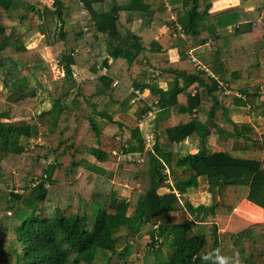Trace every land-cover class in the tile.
Segmentation results:
<instances>
[{
	"label": "trees",
	"instance_id": "obj_1",
	"mask_svg": "<svg viewBox=\"0 0 264 264\" xmlns=\"http://www.w3.org/2000/svg\"><path fill=\"white\" fill-rule=\"evenodd\" d=\"M51 1L0 0V264H131L141 253L145 264H264V222L236 233L216 222L244 200L264 209V134L230 116L243 108L264 118L261 10L212 14L220 0ZM47 48L64 75L51 109L35 113L29 78ZM74 68L96 77L79 82ZM131 87L148 91L138 116L157 113L151 150L139 127L127 146L130 127L109 112L129 107ZM186 141L197 152L180 155ZM136 155L144 160L119 166L135 173L121 179L133 188L126 199L104 166ZM8 175L14 182L2 188ZM202 183L211 203L195 205L189 194Z\"/></svg>",
	"mask_w": 264,
	"mask_h": 264
},
{
	"label": "rangeland",
	"instance_id": "obj_2",
	"mask_svg": "<svg viewBox=\"0 0 264 264\" xmlns=\"http://www.w3.org/2000/svg\"><path fill=\"white\" fill-rule=\"evenodd\" d=\"M45 5L52 7V1L51 0H41ZM261 1V2H260ZM234 3V2H233ZM241 7L245 8H253L254 9H260L261 15L264 17V0H240ZM169 8H172L173 5L168 2ZM172 6V7H171ZM80 23L83 25H86L88 20H90V17L88 15H82L79 16ZM79 25L76 23H73V25H70V28L77 27ZM140 23L139 21L135 22V28H139ZM164 39L166 36V31L163 32ZM67 41L70 45H73V36L72 33H69L67 36ZM37 45V41L32 43L29 48H33ZM42 58L44 59L43 68L41 71L37 72L35 77L29 78L30 86L31 87H37L38 88V94H39V102L38 104L33 108V112L39 113L44 110H49L52 107L51 99L49 93L55 90L57 86V81L64 75V71L62 68L58 65V62L56 60V54L53 50V48H47L43 51H41ZM170 60L175 62L179 59V55L177 50L170 51ZM12 67V76H19L20 71L13 69L14 67L10 64H8V68ZM75 71V77L79 82H82L85 79H94L96 76L92 75L88 71H80L77 68H74ZM108 73V72H107ZM100 74H105V69H102L100 71ZM160 85L162 87H167V80L165 79H159L158 80ZM125 82H129L128 79L125 80ZM149 81H147L148 83ZM131 91L135 92L138 91L137 89L130 88ZM148 94V91L145 93H142L143 97H135V99L130 103L129 107L125 110H122L119 105H113L109 107V112L113 116L114 120L117 122H120L124 124L127 128L124 132V142L127 146H129L131 143H135L133 139L131 138V130L135 129L136 127H139L141 130V134L144 138H146V150L153 148V143L156 138V133L158 131L157 127V113L151 112L148 114V116H145L143 118H140L138 116V112L142 110L144 107V104L141 102L145 98V96ZM264 99V97H263ZM230 116L232 119H234L236 122H246V123H252L256 126L258 132L260 135L264 134V118H259L255 113H251L248 111V109L243 108H237L233 110L230 113ZM99 124L103 128L104 132L111 136H117L118 139H120L121 131H119L117 126H112L108 122V120H98ZM42 140V139H41ZM42 142V141H41ZM40 141L34 142L32 144L41 143ZM199 146L194 143H190L188 141L182 143L178 147V152L180 155H186L188 153H195L197 152ZM211 150L213 151H219L221 150L218 146H210ZM87 158L91 161H94L92 157L87 156ZM144 159L139 156H120L119 159L115 164H106L104 167L107 169V171H112L114 173V179L112 182V185L114 187L117 186V189L119 190L120 196L125 197L126 199H130L132 195L133 188L120 186L121 185V179L122 178H128L131 179L134 171L128 170L124 171L120 170L119 166L122 163H129L130 161H136ZM135 169V168H134ZM7 176V185H1L2 188L10 187L9 185L13 184V179L8 178ZM17 178V177H16ZM54 190H60V187ZM168 190L163 188L159 191V193H167ZM189 198L195 205H199L201 203H211V195L206 191V186L204 183H202L201 187L199 189H194L190 192ZM245 201V200H244ZM223 219V220H222ZM226 222H225V220ZM264 220V209H260L258 206H254V204L247 202H243L231 213L226 216H219L218 219H216V222L218 223V228L221 230H227L226 232H239L242 229L247 228L248 226L255 224V223H261V221ZM146 231V230H145ZM149 236H145L143 239V243L145 244L148 242ZM164 251V250H163ZM165 252H167V248L165 249ZM165 255V254H164ZM166 256V255H165ZM132 263L131 264H145L144 262V255L141 253L139 256H133L132 257Z\"/></svg>",
	"mask_w": 264,
	"mask_h": 264
},
{
	"label": "crops",
	"instance_id": "obj_3",
	"mask_svg": "<svg viewBox=\"0 0 264 264\" xmlns=\"http://www.w3.org/2000/svg\"><path fill=\"white\" fill-rule=\"evenodd\" d=\"M234 2V3H233ZM241 7V3H240V0H220V1H218V2H215L214 3V6H213V9L211 10V13L212 14H216V13H219V12H223V11H226V10H229V9H236V8H240ZM245 8V7H244ZM254 8V7H253ZM253 8H245L246 10H248V11H251V10H253ZM164 32V31H163ZM163 32H161L158 36H157V39H161V38H163V36L164 35H162L163 34ZM171 51H173V50H171ZM176 61V60H175ZM243 202H247L246 200L245 201H243ZM250 203V202H249ZM255 206V205H254ZM260 209H262V208H260ZM263 210V209H262ZM217 219H218V217H217ZM223 220V219H222ZM225 220V219H224ZM225 222H226V220H225ZM261 222H264V220L263 221H261ZM227 223V222H226ZM256 224V223H255ZM249 227V226H248ZM227 230H229V229H227ZM227 230H221L220 229V231L221 232H223V233H225ZM233 233H236V232H233Z\"/></svg>",
	"mask_w": 264,
	"mask_h": 264
},
{
	"label": "built area",
	"instance_id": "obj_4",
	"mask_svg": "<svg viewBox=\"0 0 264 264\" xmlns=\"http://www.w3.org/2000/svg\"><path fill=\"white\" fill-rule=\"evenodd\" d=\"M81 6L83 7V4H81ZM82 15H85V16L88 15L87 12L84 9L81 12V17H82ZM192 60H193V62H195L197 64V61H196V59L193 56H192ZM106 72H107V70L105 69V74H106ZM135 95L138 98L143 97L142 96V93L139 90L138 91H135ZM149 150H151V149H149ZM166 173L169 174V171L167 170ZM167 182L171 184V181L170 180H167Z\"/></svg>",
	"mask_w": 264,
	"mask_h": 264
},
{
	"label": "clouds",
	"instance_id": "obj_5",
	"mask_svg": "<svg viewBox=\"0 0 264 264\" xmlns=\"http://www.w3.org/2000/svg\"><path fill=\"white\" fill-rule=\"evenodd\" d=\"M194 57V56H193ZM195 58V57H194Z\"/></svg>",
	"mask_w": 264,
	"mask_h": 264
}]
</instances>
